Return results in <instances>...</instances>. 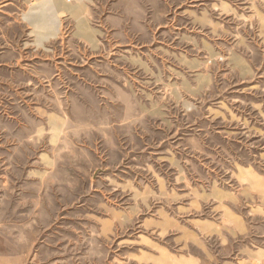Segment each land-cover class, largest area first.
<instances>
[{
    "label": "rangeland",
    "instance_id": "1",
    "mask_svg": "<svg viewBox=\"0 0 264 264\" xmlns=\"http://www.w3.org/2000/svg\"><path fill=\"white\" fill-rule=\"evenodd\" d=\"M0 264H264V0H0Z\"/></svg>",
    "mask_w": 264,
    "mask_h": 264
},
{
    "label": "bare ground",
    "instance_id": "2",
    "mask_svg": "<svg viewBox=\"0 0 264 264\" xmlns=\"http://www.w3.org/2000/svg\"><path fill=\"white\" fill-rule=\"evenodd\" d=\"M50 1V0H46ZM81 1V0H80ZM49 6V5H48ZM47 6V7H48ZM45 7V6H43ZM42 7V8H43ZM51 8H54V6H50L47 9L43 8L42 12L39 14H32V21L35 25V27L38 29V34L40 37H47L50 35H56L58 31V21L54 19L53 10ZM78 14V27L81 34L86 35L90 41L93 40L92 35H90L89 32V26L84 19V17L81 16V12L77 10L76 12Z\"/></svg>",
    "mask_w": 264,
    "mask_h": 264
}]
</instances>
